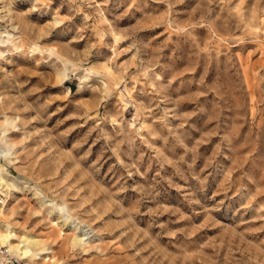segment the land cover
<instances>
[{"label":"rangeland","instance_id":"374dc122","mask_svg":"<svg viewBox=\"0 0 264 264\" xmlns=\"http://www.w3.org/2000/svg\"><path fill=\"white\" fill-rule=\"evenodd\" d=\"M8 231L10 264H264V0H0Z\"/></svg>","mask_w":264,"mask_h":264},{"label":"bare ground","instance_id":"6f19581e","mask_svg":"<svg viewBox=\"0 0 264 264\" xmlns=\"http://www.w3.org/2000/svg\"><path fill=\"white\" fill-rule=\"evenodd\" d=\"M15 236L16 235L13 234L11 231H8V233H6L5 235L0 236V242H1V244H5L7 246L8 251H9V252L7 251L8 253H10V251H15V252L17 251L18 257L23 260L24 255H26L29 252L27 249L28 246L27 247L22 246L23 242L13 244L12 240ZM27 240H29L30 242L32 241L31 239H27ZM0 264H10V263L8 260L0 258Z\"/></svg>","mask_w":264,"mask_h":264},{"label":"built area","instance_id":"2783aa9c","mask_svg":"<svg viewBox=\"0 0 264 264\" xmlns=\"http://www.w3.org/2000/svg\"><path fill=\"white\" fill-rule=\"evenodd\" d=\"M3 254H7V251L3 252ZM16 262V260H14Z\"/></svg>","mask_w":264,"mask_h":264}]
</instances>
